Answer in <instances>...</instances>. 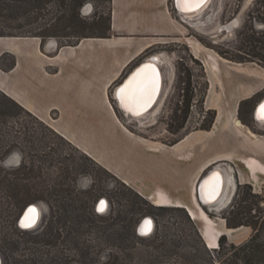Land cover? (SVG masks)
I'll list each match as a JSON object with an SVG mask.
<instances>
[{
    "label": "rangeland",
    "instance_id": "rangeland-1",
    "mask_svg": "<svg viewBox=\"0 0 264 264\" xmlns=\"http://www.w3.org/2000/svg\"><path fill=\"white\" fill-rule=\"evenodd\" d=\"M2 1L7 6L0 5V31L15 35L46 32L58 25L59 18L67 15L64 13L67 6L60 4L59 0L40 1L43 5L29 13L14 10L15 5L22 6L17 0ZM161 1L163 0L156 1L161 8L169 9L172 16L178 14L172 0H164L163 4ZM256 1L212 0L199 15L182 17L183 22L187 24H183L181 36L165 37L162 39L165 44L155 46L138 58L135 65L151 55L165 56L163 57L165 63L163 61L161 65L164 74L161 95L152 114L141 122L137 118L126 116L115 101L114 88L121 83L124 75L109 89L108 109L109 107L114 109L122 122H129L128 127L137 138L150 146L151 142H155L158 147L170 148L169 152L151 154L135 148L134 145L132 147L126 139H120L119 147L116 149L119 159L113 166L116 173L106 168L111 173L109 174L100 167V152L97 146L100 142L99 134L85 135V139H82L84 147L97 150L96 160L100 164L97 165L35 116L10 108L5 102L0 103L1 107L6 109V115L0 120L1 167H5L11 173L8 175L9 179L15 177L17 170L25 168L22 171L27 174V171L33 168L36 177L29 178L28 173L24 177L29 179L22 181V185L36 184L35 187H30V192L33 196L41 198L28 204L39 203L42 209L39 224L34 229L24 232L16 225V215L10 218L8 213L6 216L4 197L0 198V203L3 204L0 208L2 264H191L187 262L188 257L198 262L208 257L203 247L216 254L219 244H216L218 248L214 250L206 247L203 232L207 226L198 219L192 220L187 209L156 207L152 200L142 197L133 188L129 179H126L125 183L120 177L135 178V183L140 184L141 180L149 179L148 184L154 188L170 186L169 179L174 180L177 176L178 181L184 182L187 175L188 187L182 189L180 193L181 199L190 205L192 185L196 177L191 167L199 159L218 155L222 148L217 141L225 145L229 135L224 129L220 132L215 131L216 137L209 139L205 138L207 135L200 130L211 129L218 113L220 116L224 112L236 114L240 102L243 101L237 115L239 120L249 126L256 136L264 134V126L256 128L257 121L254 119L255 107L264 98V90L252 97V100L250 97L243 99L246 96L240 92L246 90L245 93H250L260 84L251 75L263 76L264 66L257 62L234 65L225 61L227 56L219 54L237 53L244 33H251L252 28L256 31L263 30L264 25L260 21L262 16L257 12V9L261 8ZM86 4L91 6L87 5L90 6V10L87 12L88 15L83 17L90 23L99 17L106 21L111 8L109 2L86 0L80 9ZM129 4L135 9V14L143 17L141 26H136L141 29L144 27L145 17L151 16L154 12L153 0H113L112 9L119 15L126 14L129 12L127 8ZM231 22H235L231 30L223 29ZM148 24L152 25L149 19L145 22L146 26ZM118 30L115 29L114 32ZM56 40L63 43L67 41L66 38ZM128 40L115 37L104 43L90 44L93 52L95 50L107 53L108 75L119 62L121 54L127 51L125 49L129 45ZM12 45L13 43L10 46L5 42L4 48H10ZM211 56L220 64L221 72L218 74L213 73L211 69L214 66V60L208 59ZM229 67H235L237 75H232ZM130 70L132 69H128L126 73ZM241 71L251 73L247 81L255 80L250 87L247 85L246 88L242 82ZM2 101L0 96V102ZM187 102L189 110L185 114ZM104 112L105 109L102 108L101 114ZM189 133L194 137L187 144L175 149L170 147ZM200 135L205 136L201 138ZM80 136L84 138V135ZM196 136L199 137L195 139ZM110 148L114 149L113 145L110 144ZM248 148L246 151H256L253 146ZM8 150L10 152L4 154ZM177 152H188L189 161L183 163L178 161L175 156ZM6 159L11 166L3 165ZM216 166L217 164H214L208 170ZM239 171L242 172L241 167ZM175 186L177 185L173 182L170 191L173 195H179V189ZM257 190L264 198V186ZM235 192L227 207L233 201ZM48 194L52 196L49 198ZM99 198L108 201V209L102 215L94 211ZM236 200L239 202V198ZM259 206L263 207V204L259 203ZM223 210L205 209V214L213 222L211 233H216L217 237L224 234L228 244H240L248 240L252 230L247 227L233 231L227 229L221 218ZM57 213L69 215V221L61 225L63 228L55 226ZM90 213L92 215L90 219L85 220ZM77 215H81V218H75ZM146 216L153 218L155 228L149 236L140 237L137 234V227ZM129 218H133V223L128 221ZM58 228L60 232L62 231V237L56 240L54 233ZM6 236L8 240L3 241Z\"/></svg>",
    "mask_w": 264,
    "mask_h": 264
},
{
    "label": "crops",
    "instance_id": "crops-1",
    "mask_svg": "<svg viewBox=\"0 0 264 264\" xmlns=\"http://www.w3.org/2000/svg\"><path fill=\"white\" fill-rule=\"evenodd\" d=\"M112 1L111 29L107 38L83 39L76 45L60 47L58 42L56 44L50 42V40L43 42L39 37H0V91L41 122L48 125L58 135L89 156L97 164L100 163L101 167L116 173L113 166L119 159L116 149L119 147L120 139H126L132 147L134 145L135 148L151 154L169 152L170 148L158 147L155 142H151L152 146H150L147 142L140 140L139 137L137 138L128 127L129 122H122L114 109L110 107L108 109L107 97L109 89L122 79L131 66L133 68L137 66L135 62L138 58L155 46L165 44L166 42H163L162 39L181 36L184 29L183 24L187 23L183 22L180 13L172 16L169 9L161 8L160 4L156 2L157 0H153L154 12L151 16L149 15L148 17L147 15L145 17L144 27L140 29L136 26H141L143 17L135 14V9H132L130 4L127 5L129 12L119 15L112 9ZM163 1H161V4L164 3ZM148 19L152 21L151 26L149 24L145 25ZM123 28L128 30L124 31L122 30ZM115 29H119L118 32H114ZM115 37L129 39L127 41L129 45L125 49L127 51L121 54L120 60L113 67L111 74L108 75L107 53L95 50L93 52L90 44L104 43ZM5 42L9 43L10 46L13 43L12 47L5 49ZM156 55H158V59L162 58L165 63L163 54ZM208 59L214 60V66L211 68L213 73H220L218 60L213 56ZM225 61L234 65L244 64L228 59ZM229 70L232 75H237L238 71L235 67H229ZM249 74L251 73L246 71L240 74L245 87L247 85L250 87L255 80H258L260 84L250 93H245L246 90H243L244 92L240 91L242 95L246 96L243 99L252 98L264 90V75L261 77L251 75L255 78L252 82L247 81V78H250ZM102 108L105 109L104 114H101ZM93 111L95 112L94 114ZM237 115H239L238 109L236 114H226L224 112L220 116L218 113L211 129L200 130L201 133L207 135L205 138L209 139L216 137L214 135L215 131L220 132L224 129L227 130L229 135L225 145L219 140L217 141V144L222 148L218 155L207 159H199L191 167V169H194L196 177L192 185L190 205L181 199L180 193L182 189L188 187L187 175L184 178V182L178 181L177 175L174 180L169 179L170 186L173 182L177 185L175 187L179 189V195H173L170 191V186L150 187L148 184L149 179L141 180L142 184L135 183V178L120 177L121 180L127 183L126 179H129L133 184V188L142 197L152 200L156 207H180L187 209V211L190 209L194 210V212H198L199 208L204 213V206L199 205L195 189L200 180L211 171V169H208L214 164H217L214 168L222 170L224 176L228 177V181L230 180L228 186L230 188L223 192L217 204V210L221 211L227 207L238 184H250L253 190L259 193L257 189L264 186V183H260L264 181V134L256 136L249 126L239 120ZM256 124V128H260L258 126H264V121H258ZM89 134L100 135V142L97 145L100 152V162L96 160L97 150L84 147L82 142V139H85V135ZM80 135H84V138ZM205 135H200V137L204 138ZM193 137L192 133L186 134L170 147L175 149L183 146ZM197 137L199 136H196L195 139ZM195 139L193 140L195 141ZM110 144L113 145L114 149L110 148ZM149 146L150 149H148ZM251 146L256 148V151H246ZM187 153L177 152L175 156L178 161L183 163L189 161ZM105 156L106 160H104ZM222 165L229 166L232 169ZM239 167H241L243 175L240 173ZM186 170L188 171L189 169ZM207 170L208 172L202 175Z\"/></svg>",
    "mask_w": 264,
    "mask_h": 264
},
{
    "label": "trees",
    "instance_id": "trees-1",
    "mask_svg": "<svg viewBox=\"0 0 264 264\" xmlns=\"http://www.w3.org/2000/svg\"><path fill=\"white\" fill-rule=\"evenodd\" d=\"M17 1L22 3V6L15 5L14 10H19L21 12L26 11L29 13L30 11L40 8L43 5L41 3L43 0H17ZM85 1L86 0H70L69 2H66L65 0H59L60 4L67 6L66 7L67 11L64 12L67 13V15H65V17H61L58 19L59 21L58 25L56 27L49 29L46 32H37L25 36L39 37L43 42L51 38L53 39L66 38L67 41L64 43L61 41L58 42L60 47L76 45L78 44L79 41L83 39L109 37V32L111 29V8L109 9V13L106 18V21L105 20L103 21L102 18L99 17L97 18L96 21L90 23L85 17L81 15L80 8ZM103 1L109 2L111 4V0H103ZM256 4L260 5L261 9H257V12L261 14L262 17L260 18V21L264 25V0H257ZM0 5L7 6L2 0H0ZM251 30H252L251 33L243 34L242 40L240 42L241 44L237 49V53L231 54L230 52H219V54L227 56L226 59L236 63L257 62L264 66V28L261 31H256L253 28ZM16 36L18 37L21 35H15L12 33H6L4 31H0V37H16ZM132 68L133 67L131 66L129 69ZM127 75L128 72L125 73L124 78ZM0 96L1 99L3 100L2 102H0L1 104L5 102V104L10 106V108L12 107L20 112L22 111L28 115H32L24 108H22L19 104H17L14 100L3 94L1 91H0ZM252 99L253 98H251V100ZM1 104H0V120L4 117V115H6L5 114L6 109L4 110L1 107ZM242 104L243 101L240 102L239 104V109H238L239 113ZM188 110H189V103L187 102L186 109L184 110L185 114H187ZM8 152L10 151L9 150L5 151L4 154H7ZM1 160L2 157H0V198L2 196L4 197L3 198L4 207H5L4 212L6 216L9 213L10 218L16 215L18 219L19 215L21 214V212L29 202L41 198V197L33 196V194H31L30 192L31 190L30 187H35L36 184H31V186L22 185V181H24L25 179H29V178L33 179L36 176L33 173L34 171L33 168H30L29 171H27V174L29 173L30 177L29 178L24 177L27 174L26 172L22 171L23 169H25L23 168L22 170H17V172H15L16 175L13 179H9L8 175L11 173H9L5 169V167H1L2 165ZM90 160L96 163L93 159L90 158ZM103 169L106 173H109V171H107L105 168ZM48 196L50 198L52 195L48 194ZM236 198H239V202H237ZM259 203L263 204V207L259 206ZM1 205L3 204L0 203V208ZM91 216L92 215L90 213L88 214V216H86V218L84 216V218L85 220H89ZM77 217L81 218V215L75 216V218ZM221 218L223 219L225 227L227 229L234 230L240 227H247L252 230V235L248 240L240 244H233V243L228 244L226 241V236L222 234L217 239V243L219 244V250L216 252V254L209 252L206 248L203 247V251L208 257L206 258L204 257L199 262L195 261L192 258L190 259V257H188L189 259H187V262H190L191 264H264V198L263 196L259 193H256L253 190L252 185L250 184H238L234 195V199L231 202V204L223 210ZM128 221L130 223H133V218H129ZM129 231L130 230H128V232ZM125 232H127V230H125ZM5 240H8V236H6V238H4L3 241ZM210 250H214V249H210Z\"/></svg>",
    "mask_w": 264,
    "mask_h": 264
},
{
    "label": "water",
    "instance_id": "water-1",
    "mask_svg": "<svg viewBox=\"0 0 264 264\" xmlns=\"http://www.w3.org/2000/svg\"><path fill=\"white\" fill-rule=\"evenodd\" d=\"M173 7L176 13H194L203 9L205 5L209 3L210 0H172ZM212 1V0H211ZM211 3V2H210ZM209 3V4H210ZM90 4H86L81 9V15L87 16L85 7ZM91 6V5H90ZM208 7V6H207ZM181 9V10H180ZM235 23L231 22L224 26L223 29L231 30L234 27ZM50 42L57 43L56 39H49ZM158 56L151 55L146 60L139 63L131 72L114 88L115 99L119 97L120 103L118 108L128 117L138 118L142 117L146 112H148L157 102L159 94L163 88L164 74L162 71V66L160 67L158 62ZM150 74L153 77V89L151 94L145 95L146 98L143 100L142 104H135L137 98V92L140 88H143L145 85H149L147 81V76ZM122 105V106H121ZM264 105V98L257 104L254 110V119L255 121H260L258 118L259 111L261 106ZM16 156V155H15ZM15 164V163H13ZM4 166H11L12 164L7 162V159L3 161ZM214 168V167H213ZM222 188H223V177L220 173H217L215 169L211 170L204 176L201 181L197 184L196 191L198 201L201 204L207 206L203 207L205 209L212 208L214 211L217 209V204L222 197ZM108 208V202L105 198H101L96 205L97 213H104ZM219 208V207H218ZM222 208V207H221ZM220 208V209H221ZM35 210V211H32ZM189 214V213H188ZM190 215V214H189ZM40 212L38 206L35 204L28 205L23 211L22 215L18 220V227L23 230L31 229L35 227L39 221ZM191 217V215H190ZM29 221H34L29 223ZM155 228V223L152 217H144L137 227V234L139 236H149ZM207 245V243H206ZM0 264H2V259L0 256Z\"/></svg>",
    "mask_w": 264,
    "mask_h": 264
},
{
    "label": "bare ground",
    "instance_id": "bare-ground-1",
    "mask_svg": "<svg viewBox=\"0 0 264 264\" xmlns=\"http://www.w3.org/2000/svg\"><path fill=\"white\" fill-rule=\"evenodd\" d=\"M211 1V0H210ZM210 1H209V3H210ZM208 3V4H209ZM207 4V5H208ZM207 5H205L204 7H203V9H201V10H199V11H196V12H194V13H186V11H185V13L184 14H182V13H180L181 15H182V17L183 18H189V17H191V16H194V15H199L206 7H207ZM90 10V6H86L85 7V12L87 13L88 11ZM181 10V9H180ZM179 14V13H178ZM235 23V22H234ZM158 56V55H157ZM161 57V56H160ZM159 65L161 66L162 64H163V60H162V58H159ZM147 81H148V86L147 85H145L143 88H140L138 91H136L138 94H137V98H136V100H135V104H142L143 103V100L146 98V96L145 95H148V94H151V92H152V87H153V77L150 75V74H148V76H147ZM161 92H162V90H161ZM161 92H160V94H159V97H160V95H161ZM114 97L116 96L115 95V92H114ZM159 97H158V99H159ZM115 101H116V103H117V105L118 104H121L120 103V100H119V97H116V99H115ZM158 101V100H157ZM156 104H157V102L155 103V105L148 111V112H146L141 118L140 117H138L137 119L138 120H142V119H145V118H147L150 114H152V112L154 111V108H155V106H156ZM122 106V105H121ZM258 118L260 119V121H264V118H262V117H264V111H262L261 109H260V111H259V114H258ZM216 171H217V173H220L221 175H222V177H223V188H222V194H223V192L228 188V186H229V181H228V177L226 178L225 176H224V172H222V170L220 171L219 169H216V168H214ZM211 170H213V169H211ZM210 172V171H209ZM202 178V177H201ZM201 181V180H200ZM230 188V187H229ZM228 188V189H229ZM231 190V189H230ZM197 192V191H196ZM197 200H198V197H197ZM199 202V201H198ZM196 203V202H195ZM165 204V203H164ZM199 205L200 206H207V205H205V204H201L200 202H199ZM167 206V205H166ZM221 207V206H220ZM38 209H39V206H38ZM189 212V214L191 215V218L193 219V220H195V219H198V220H200V221H202L203 223H204V225L205 226H207L206 227V231H204L203 232V236L205 237V239H206V243H207V247L209 248V249H217L218 247L216 246V244H217V234L216 233H211V230H212V224H213V222L211 221V219L210 218H208L207 217V215L203 212V211H201V209H199L198 208V212H194V210L192 211L191 209L190 210H188ZM39 212H40V210H39ZM41 213V212H40ZM33 223L34 221H29V223Z\"/></svg>",
    "mask_w": 264,
    "mask_h": 264
},
{
    "label": "flooded vegetation",
    "instance_id": "flooded-vegetation-1",
    "mask_svg": "<svg viewBox=\"0 0 264 264\" xmlns=\"http://www.w3.org/2000/svg\"><path fill=\"white\" fill-rule=\"evenodd\" d=\"M208 6V5H207ZM138 65V64H137ZM121 82H122V80H121ZM101 198H99L98 199V201H97V203L99 202V200H100ZM108 202V201H107ZM30 204H35V205H37V206H39V210H41L40 212V217H39V221H40V219H41V215H42V209H41V207H40V205H39V203H30ZM30 204H27L26 206H25V208L28 206V205H30ZM97 205V204H96ZM25 208L23 209V211L25 210ZM108 209V208H107ZM23 211L21 212V214L19 215V217H18V219H17V221H16V224L18 223V220H19V218H20V216L22 215V213H23ZM94 211H95V213L96 214H98V215H102V214H104V213H97V211H96V206H95V209H94ZM55 217H56V222H55V226L57 225V226H60L61 228H63L61 225H63V224H65L67 221H69V215L67 216V214H55ZM54 217V218H55ZM65 217H66V219H65ZM39 221H38V223H37V225L39 224ZM36 225V226H37ZM18 226V225H17ZM35 226V227H36ZM35 227H33V228H31V229H27V230H23V229H20L19 227V229L21 230V231H24V232H26V231H30V230H32V229H34ZM59 227V228H60ZM58 228V230L54 233V236L56 237L55 239L56 240H59L61 237H62V235H61V233H62V231L60 232L59 230L61 229H59ZM140 237H143V236H140ZM146 237V236H145Z\"/></svg>",
    "mask_w": 264,
    "mask_h": 264
},
{
    "label": "snow or ice",
    "instance_id": "snow-or-ice-1",
    "mask_svg": "<svg viewBox=\"0 0 264 264\" xmlns=\"http://www.w3.org/2000/svg\"><path fill=\"white\" fill-rule=\"evenodd\" d=\"M197 2H200V0H197ZM261 110L264 111V105L261 106ZM264 118V117H262ZM32 211H35V210H32Z\"/></svg>",
    "mask_w": 264,
    "mask_h": 264
},
{
    "label": "clouds",
    "instance_id": "clouds-1",
    "mask_svg": "<svg viewBox=\"0 0 264 264\" xmlns=\"http://www.w3.org/2000/svg\"><path fill=\"white\" fill-rule=\"evenodd\" d=\"M18 155V154H17Z\"/></svg>",
    "mask_w": 264,
    "mask_h": 264
}]
</instances>
